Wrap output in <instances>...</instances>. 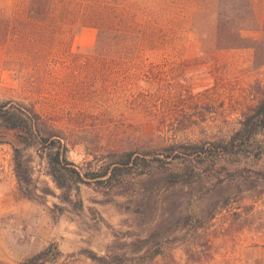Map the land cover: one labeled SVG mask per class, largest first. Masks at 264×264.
<instances>
[{"label": "rangeland", "instance_id": "obj_1", "mask_svg": "<svg viewBox=\"0 0 264 264\" xmlns=\"http://www.w3.org/2000/svg\"><path fill=\"white\" fill-rule=\"evenodd\" d=\"M14 7L21 20L22 0H0V103L34 105L82 173L113 152L137 162L121 189L73 186L68 204L33 147L25 154L37 196L28 195L13 173L14 137L0 129V264L39 254L43 264H264V193L252 196L263 188L264 131L252 146L227 144L264 94V35L244 34L255 53L204 60L186 26L167 51L139 54L130 69L102 65L78 41L43 61L22 28L15 41Z\"/></svg>", "mask_w": 264, "mask_h": 264}, {"label": "trees", "instance_id": "obj_2", "mask_svg": "<svg viewBox=\"0 0 264 264\" xmlns=\"http://www.w3.org/2000/svg\"><path fill=\"white\" fill-rule=\"evenodd\" d=\"M24 17L19 20L12 9V35L19 39L22 28L23 43L28 51L39 50L46 61L54 49L68 48L84 27L96 30V42L91 47H78L106 67H132V58L144 52L167 51L180 37L183 28L196 37L204 60L219 52L250 48L244 46L246 32L264 35V0H22ZM264 44V43H263ZM18 50V45H16ZM0 129L12 133L13 173L18 187L28 195L33 186L31 158L26 151L35 147L38 157L46 164V175L60 191L59 199L71 203L73 186L90 185L102 181V189H121L127 171L137 162L134 152H113L108 162L90 172L80 170L68 159V146L63 132L40 114L34 105L0 103ZM264 131V94L257 100L250 114L239 121L238 129L227 144L254 145ZM220 148H225L219 144ZM204 153L203 144L195 145ZM227 151V149H226ZM150 152H147V154ZM152 153V152H151ZM160 162L161 160L157 159ZM142 165L148 167L145 159ZM264 193V171L257 173ZM104 179V180H102ZM104 181V182H103ZM121 193V192H120ZM47 195L46 192H43ZM37 196V194H30ZM81 203V199H79ZM43 254L21 264H43Z\"/></svg>", "mask_w": 264, "mask_h": 264}, {"label": "crops", "instance_id": "obj_3", "mask_svg": "<svg viewBox=\"0 0 264 264\" xmlns=\"http://www.w3.org/2000/svg\"><path fill=\"white\" fill-rule=\"evenodd\" d=\"M80 33L78 34V36L76 35L73 39V41H78V47H91L93 46V43L91 41L90 38L85 39L84 36L86 34H88L90 37L96 35V31L95 29L91 28V27H84L82 28L80 31Z\"/></svg>", "mask_w": 264, "mask_h": 264}]
</instances>
